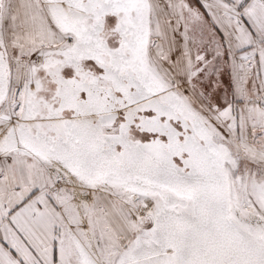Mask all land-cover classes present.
Instances as JSON below:
<instances>
[{"label": "snow or ice", "instance_id": "obj_1", "mask_svg": "<svg viewBox=\"0 0 264 264\" xmlns=\"http://www.w3.org/2000/svg\"><path fill=\"white\" fill-rule=\"evenodd\" d=\"M0 264H264V0H0Z\"/></svg>", "mask_w": 264, "mask_h": 264}]
</instances>
